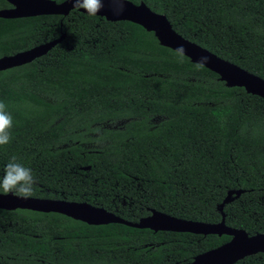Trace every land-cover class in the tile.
<instances>
[{
    "label": "trees",
    "instance_id": "trees-1",
    "mask_svg": "<svg viewBox=\"0 0 264 264\" xmlns=\"http://www.w3.org/2000/svg\"><path fill=\"white\" fill-rule=\"evenodd\" d=\"M130 1L264 79V0ZM62 33L46 54L0 71V101L13 117L0 175L15 155L35 177L30 197L87 202L129 221L155 209L218 222L227 191L243 189L224 204L225 223L264 232L263 98L180 62L136 23L78 9L0 17V56ZM227 240L0 209V264H184ZM250 257L234 264H264V254Z\"/></svg>",
    "mask_w": 264,
    "mask_h": 264
},
{
    "label": "water",
    "instance_id": "water-1",
    "mask_svg": "<svg viewBox=\"0 0 264 264\" xmlns=\"http://www.w3.org/2000/svg\"><path fill=\"white\" fill-rule=\"evenodd\" d=\"M9 7L0 8V17L6 19L31 17L37 15H67L73 7L70 0H5ZM84 12L83 9L79 10ZM97 16L109 21L126 20L142 26L146 31H151L158 43L175 50L183 45L186 57L196 63L201 57H208L205 68L218 75L227 87H242L247 93L257 95L264 99V79L254 75L237 65L226 61L198 44L185 39L177 33L166 16L151 10L143 1L133 3L128 0L124 5V11L115 14L112 5L106 4L104 10ZM65 36L62 33L56 39L34 45L28 49L14 54L0 56V71L11 67L29 63L35 58L47 53L56 43ZM84 169L89 168L83 167ZM243 189H230L222 202L218 205L221 219L218 222H204L175 217L152 209L146 216L137 221H129L106 210L100 206H93L87 202L67 201L64 199H51L28 197L20 198L14 193L0 192V209H28L38 212H55L63 214L88 225H104L108 223H121L136 228H148L153 231L188 232L193 234L217 236L229 235L230 240L201 252L185 264H234L246 255L256 252H264V234L255 233L249 235L245 230L234 228L225 224V216L222 211L225 203L232 201L243 193Z\"/></svg>",
    "mask_w": 264,
    "mask_h": 264
},
{
    "label": "clouds",
    "instance_id": "clouds-1",
    "mask_svg": "<svg viewBox=\"0 0 264 264\" xmlns=\"http://www.w3.org/2000/svg\"><path fill=\"white\" fill-rule=\"evenodd\" d=\"M70 2L74 8L83 9L84 13L89 16H96L104 10L106 4L112 5L114 13L119 15L124 11V5L128 3V0H70ZM174 54L182 62L186 55L183 45L176 48ZM207 61L208 57H201L196 62V67H204ZM12 127L13 117L7 111V105L0 101V146L10 143V129ZM35 183L32 169L20 163L15 155L9 160L3 169V174L0 175V191L3 193H14L20 198L30 197L35 190Z\"/></svg>",
    "mask_w": 264,
    "mask_h": 264
},
{
    "label": "flooded vegetation",
    "instance_id": "flooded-vegetation-1",
    "mask_svg": "<svg viewBox=\"0 0 264 264\" xmlns=\"http://www.w3.org/2000/svg\"><path fill=\"white\" fill-rule=\"evenodd\" d=\"M225 224H226V223H225ZM262 234H264V232H263ZM212 235H214V234H212ZM223 235H224V234H223ZM252 235H253V234H252ZM204 236H205V235H204ZM221 236H222V235H221ZM225 236H228V240H230L231 236H229V235H225ZM228 240H227V241H228ZM227 241H225V242H227ZM225 242H223V243H225ZM223 243H222V244H223ZM220 245H221V244H220ZM218 246H219V245H218ZM260 253L264 254V252H256V253H253V254L246 255V256L243 257L242 259L247 258V257H249V256H252V257L254 258V257L257 256V254H260ZM196 255H197V254H196ZM196 255H194V256H196ZM194 256H193V257H194ZM193 257H192V259H193ZM252 257H250V258H252ZM192 259H191V260H192ZM191 260H190V261H191ZM237 261H238V260H237ZM237 261H236V262H237ZM188 262H189V261H188ZM236 262H235V263H236ZM186 263H187V262H186ZM184 264H185V263H184Z\"/></svg>",
    "mask_w": 264,
    "mask_h": 264
},
{
    "label": "rangeland",
    "instance_id": "rangeland-1",
    "mask_svg": "<svg viewBox=\"0 0 264 264\" xmlns=\"http://www.w3.org/2000/svg\"><path fill=\"white\" fill-rule=\"evenodd\" d=\"M156 120H158V117L157 118H155ZM110 126H112V124H110Z\"/></svg>",
    "mask_w": 264,
    "mask_h": 264
}]
</instances>
